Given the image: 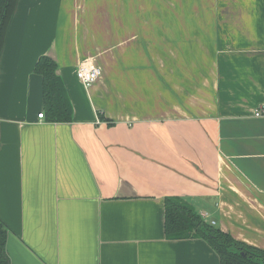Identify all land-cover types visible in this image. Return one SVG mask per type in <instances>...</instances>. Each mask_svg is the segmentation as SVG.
<instances>
[{
  "label": "crops",
  "instance_id": "0c3cea01",
  "mask_svg": "<svg viewBox=\"0 0 264 264\" xmlns=\"http://www.w3.org/2000/svg\"><path fill=\"white\" fill-rule=\"evenodd\" d=\"M17 3L0 56L9 264H221L205 239L168 237L167 196L264 248V0ZM156 4L162 94L133 73L121 91L109 56L148 52L136 12ZM42 55L71 122L38 117ZM91 59L103 74L87 88L76 70Z\"/></svg>",
  "mask_w": 264,
  "mask_h": 264
},
{
  "label": "trees",
  "instance_id": "16d2710c",
  "mask_svg": "<svg viewBox=\"0 0 264 264\" xmlns=\"http://www.w3.org/2000/svg\"><path fill=\"white\" fill-rule=\"evenodd\" d=\"M18 0H0V56L6 40L10 19ZM35 72L43 76V102L45 118L52 122H71L73 107L61 77L57 74L56 61L42 55L37 61ZM166 198L165 231L172 239H205L220 257L221 264H264V248L247 244L236 239L230 232L216 227L203 219L183 197ZM6 224L0 218V264H9L6 252Z\"/></svg>",
  "mask_w": 264,
  "mask_h": 264
},
{
  "label": "rangeland",
  "instance_id": "374dc122",
  "mask_svg": "<svg viewBox=\"0 0 264 264\" xmlns=\"http://www.w3.org/2000/svg\"><path fill=\"white\" fill-rule=\"evenodd\" d=\"M140 8L141 6L135 7V10ZM136 13L140 15L133 16L142 17V14H144V16L151 18L145 22L147 25V31H145V33L148 35L139 39L142 42V49L146 48L148 49V52L140 53L138 51V53H125L124 55L109 56L111 63L110 66H114L119 70L115 71L117 70L115 69L113 72L118 74L117 79H119L121 91L123 88L125 89L126 87H129L126 78L131 77L133 73V79L139 83L146 79L150 80L151 86L149 89L151 94H162L157 4L147 5L145 6V10H140ZM145 23L141 21L142 25ZM134 41H136V39ZM136 88L141 91L146 87L141 83V85H137Z\"/></svg>",
  "mask_w": 264,
  "mask_h": 264
},
{
  "label": "built area",
  "instance_id": "2783aa9c",
  "mask_svg": "<svg viewBox=\"0 0 264 264\" xmlns=\"http://www.w3.org/2000/svg\"><path fill=\"white\" fill-rule=\"evenodd\" d=\"M103 74L102 68L94 61V60H87L80 63L76 70V75L78 80L87 88H90L95 81H97ZM255 116H264V103L259 105L254 110ZM44 112L39 113L38 117L43 118ZM203 219L206 220L208 217V213L201 214ZM215 221L212 220L211 224H214Z\"/></svg>",
  "mask_w": 264,
  "mask_h": 264
}]
</instances>
